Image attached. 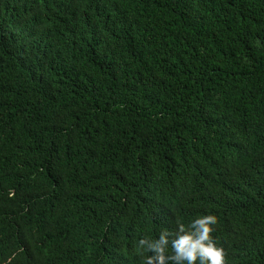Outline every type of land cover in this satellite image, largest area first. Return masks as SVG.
Returning <instances> with one entry per match:
<instances>
[{"label": "trees", "instance_id": "obj_1", "mask_svg": "<svg viewBox=\"0 0 264 264\" xmlns=\"http://www.w3.org/2000/svg\"><path fill=\"white\" fill-rule=\"evenodd\" d=\"M201 215L264 264V0H0V264H141Z\"/></svg>", "mask_w": 264, "mask_h": 264}, {"label": "clouds", "instance_id": "obj_2", "mask_svg": "<svg viewBox=\"0 0 264 264\" xmlns=\"http://www.w3.org/2000/svg\"><path fill=\"white\" fill-rule=\"evenodd\" d=\"M215 223V216L201 215L187 227L178 223L175 233L163 229L155 238L139 239L141 264H224V251L210 236Z\"/></svg>", "mask_w": 264, "mask_h": 264}]
</instances>
